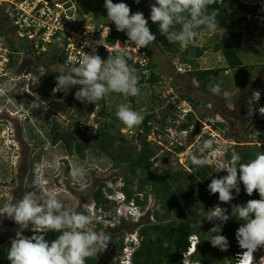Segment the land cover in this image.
Instances as JSON below:
<instances>
[{"label":"rangeland","instance_id":"374dc122","mask_svg":"<svg viewBox=\"0 0 264 264\" xmlns=\"http://www.w3.org/2000/svg\"><path fill=\"white\" fill-rule=\"evenodd\" d=\"M75 1L77 2V0ZM133 1L134 5L132 6H135V10L129 5L131 10L130 15L136 12H147L146 3L140 2L137 4L135 0ZM226 1L229 2L231 0ZM233 1L257 5L264 0ZM121 2L126 4L125 0H113L114 4ZM78 3L77 7L83 13L91 14L95 22L104 23L103 19L107 18L104 0H78ZM4 10L3 8L0 9L1 39H3V34L7 35L11 32L10 26L5 22ZM230 12L234 20V24L231 27L217 28L211 32H197L194 43L197 42L201 48H205L207 51L193 67L206 70L225 68L226 62L224 58L221 54L214 53L212 47L228 30L243 32V49L246 53H242L241 57L245 66L241 70L231 71L228 75V84L230 83L231 90L226 88L225 84L227 80H224V74L219 76L220 94L212 92L213 85H209L208 87L200 86L199 89L202 92L204 103H212V108L207 113L214 117L220 115L228 125L229 137L238 144L231 151L235 150L239 152L241 149L252 147L258 153L264 151V127L258 123L257 126L259 128L251 131L249 126L243 122L239 109H236L235 112H232V110L234 109V96L238 91V80L243 75L255 83L264 80V20L257 25L256 29L249 30L244 21L246 17L244 14L236 13L232 10ZM148 27L150 32L156 33L159 31L158 22L148 23ZM170 45L172 51L160 44L159 46L151 45V48H149L156 65H164L165 78L162 80L163 84H160V88L157 87V90L161 91L163 89L166 90L165 88L169 84L168 77L176 73L172 62L177 57L182 59L184 55L183 50L187 49L180 48L179 43H170ZM193 57H195V53ZM39 58L41 60L21 52L18 59L20 73L27 72L31 76L30 94H26L18 88L17 91H12L0 97V207L7 202L18 200L25 192L36 191L33 185L34 183H38L42 195L45 197L55 196L61 200L64 204L62 211H83L85 214H88L89 211L86 210V206L89 208L94 206L93 194L97 190V187L105 184V193L117 196L123 187L124 182L122 180L124 179V173L114 169L111 160L106 156H97L89 151L86 154L85 160L82 161L77 156L67 158L61 144L56 147L51 146L48 134L52 123L57 122L64 130H74L78 124L81 127H89V125L93 124V121L87 118L89 108L85 107L84 104H80V107L76 106V100H69L78 86L71 89L67 94L64 93V97L62 98L54 96L53 89L56 86V78L64 70L59 64L57 55L48 50L46 55ZM136 74L139 78L144 77L146 83L139 88L140 91L135 102H128V97L121 94L110 93L105 96L109 112L114 111L116 113L117 107L120 104H128L132 110L139 112L142 116L150 112L152 99L153 97H157L156 90L147 82L150 77L144 76L139 70H136ZM24 85L26 83L22 84V86ZM256 110L253 106L248 107V110H246L247 119H264V110L258 111V113H256ZM115 119L116 129L114 133H118L117 135L122 136L135 145V138L138 135L137 130L140 124L132 128L133 133L131 135H122L121 130L125 126H121L116 115ZM95 126L97 125L95 124ZM94 133L88 135H94ZM159 160L162 159L160 158ZM37 163L41 165L39 169L36 168ZM169 163L173 167L175 161L171 159ZM81 166L87 170L86 178L84 181H74L71 172L76 167ZM156 166L159 169H165L159 161L156 163ZM23 167L26 170L23 176L20 177ZM67 168H69V171H67ZM184 170L193 176L197 172H193L192 166H189L188 170ZM81 184H86V187H81ZM108 190H111V193ZM37 194H39V191H37ZM217 205L228 209L234 205V201L232 200L230 203L225 204L218 200ZM111 207L113 209L106 213L109 214L115 208L118 209L115 203ZM148 208L151 210L148 217L146 216L145 221L155 223V220L150 217L156 208V201L152 197L149 198L146 210ZM99 216V214L93 216L96 218L95 228L97 225H101L104 232L111 229V226L105 222L104 217ZM117 220L123 221L119 218ZM126 222L133 223L131 221ZM110 223L116 224L111 221ZM17 230L18 226L12 220L0 218V243L11 244V240L15 238ZM138 230L136 229L128 233L125 238L130 235H136ZM191 264L196 263L191 262ZM256 264H264V254L262 251L256 257Z\"/></svg>","mask_w":264,"mask_h":264},{"label":"clouds","instance_id":"9594fccd","mask_svg":"<svg viewBox=\"0 0 264 264\" xmlns=\"http://www.w3.org/2000/svg\"><path fill=\"white\" fill-rule=\"evenodd\" d=\"M135 2L138 4L140 0ZM209 3L210 0H153L149 19L153 23L158 22L161 35L169 43L189 45L194 41L198 28L215 31L220 27L217 11H208ZM104 7L107 20L115 25L118 32H124L128 41L134 42L138 49L153 44L156 36L150 32L148 20L142 12L130 15L127 4H114L113 0H105ZM98 43L103 44L101 41ZM128 59L130 57L126 52L110 55L106 60H102L95 52L84 53L79 63L66 65V70L58 74L53 92L67 94L78 86L75 99L95 106L110 93L134 97L140 91L139 77L128 64ZM212 92L220 94V85H214ZM256 94L258 100L260 94ZM263 110L257 109L256 113ZM115 115L129 129L143 121V116L128 104H120ZM214 144L213 139H206L198 148L200 155H190L193 172L207 163L202 154L206 150H215ZM240 161L241 155L233 150L231 159L221 169L227 175L212 179L208 184L209 193H218V200L228 204L239 196L242 184L248 196H252L255 191L260 198L232 205L231 214L227 208L219 205L208 211L203 210V215L197 211V218L190 226L200 229L205 222H216L204 236L212 247L227 251L229 241L221 233L223 226L235 218L241 222L235 233L238 247L242 250L238 260L240 264H253V260L256 264L257 250L264 248V151L258 152L247 163ZM40 167L37 163L36 168ZM86 172L84 167H76L71 176L74 181H84ZM33 187L36 191L25 192L15 203L10 201L0 207V218L10 219L18 226L8 248L7 260L10 264H86L87 259L97 257L107 248L110 234L96 230V218L84 212L62 211L64 204L61 200L55 196L42 195L38 183H34ZM81 187H86V184H81ZM30 226L34 234L30 238L25 237L22 233ZM50 231L59 233L52 241L45 239V234Z\"/></svg>","mask_w":264,"mask_h":264},{"label":"trees","instance_id":"16d2710c","mask_svg":"<svg viewBox=\"0 0 264 264\" xmlns=\"http://www.w3.org/2000/svg\"><path fill=\"white\" fill-rule=\"evenodd\" d=\"M125 2L130 7L134 5L133 0H125ZM140 2L143 4L146 3L147 12L143 13V15L148 20V23H151L152 21L149 17L150 6L153 0H140ZM131 8L135 10V6ZM263 9L264 1L257 5H248L239 1L231 0L227 2L223 0L221 3L216 1L208 5L209 12L216 10L218 13L217 21L220 26L218 28L231 27L234 24L233 16L230 12L232 10L246 16L244 21L248 27L247 29H256L261 21L253 19L250 15H259L263 12ZM196 31L211 32L204 28H198ZM151 33L156 36L155 41H153L154 45L160 44L172 51L170 43L164 35H161L160 31ZM243 39V32L226 31L212 47L214 53L221 54L224 58L226 67L220 70L206 71L194 67L196 71L191 75L203 87H208L209 85L214 86L219 83L221 73L241 70L245 66L240 55L243 50ZM7 40L9 41L10 49L14 53L11 57V66L15 67L18 64L19 56L17 53H19V50L12 39ZM193 44L194 41L189 44L191 49H194L192 48ZM179 45L181 46V44ZM194 50L196 52V58H201L207 51L205 48H197ZM57 59L61 65L63 63L62 58L58 57ZM38 60H41V58H38ZM182 61L187 62L188 58L182 59ZM128 64L133 67L131 62L128 61ZM133 68L138 70L137 67ZM150 69L156 70L153 63L150 65ZM161 81V77L155 72H152L150 79L147 80L152 87ZM240 81L245 87L249 84L250 78H245V75H243ZM144 83H146L144 77L139 78L138 87L140 88ZM75 92L69 98L70 101L76 100ZM57 97L62 98V95H58ZM136 97L137 95L131 98L128 97V102L134 103ZM152 100L150 111L154 110L157 102L160 103L157 97H153ZM186 100L191 102L194 107L200 105L199 102L190 98L186 97ZM83 104L89 106L90 112L94 109L93 104ZM98 104L100 111L96 116L95 122L99 127L94 135H88V132L92 129L88 126L84 127V131L80 129L79 124L74 130H64L57 122H54L51 124L48 137L52 147H56L59 144L62 145L67 158L77 156L80 160L84 161L89 151L97 156L108 157L112 162L113 168L124 173V179L122 180L124 183L120 191L126 196L128 202L134 200L138 206L145 210L149 198L152 197L155 199L156 208L150 216L155 220V223L145 221L150 209L146 215L147 217L142 218L139 223H129L123 220L115 228V231L118 233L117 238H120L121 243H123L128 233L139 229L137 234L141 239V245L133 255V263L183 264L184 255L190 246V238L197 237L199 243L196 254L190 258L191 262L198 264H237V256L240 255L241 251L235 240V233L241 222L236 221L234 218L223 226L221 234L230 242L227 251H220L212 247L204 236L214 226V222H205L200 229L190 226L197 218V211L203 215V210L208 211L216 206L218 193L210 194L208 191V184L211 183L212 179H216L213 170L203 165L197 169L196 175L193 176L184 169H176L174 167L159 169L155 167V158L158 149L147 140V136L151 131V127L148 124L154 118L153 115H148L143 121L141 126L142 131L138 133L135 138L136 144L133 145L122 136L117 135L118 133H114L116 129L115 112H109L105 97L98 101ZM261 104H264V100ZM78 106L80 107L81 105L78 104ZM87 118H89V115H87ZM189 121L193 122L194 118H189ZM120 124L123 126L121 122ZM237 153L241 155V163L249 162L257 154L256 150L252 147L241 149ZM231 154L232 151L228 155L229 159H231ZM165 161L167 162V160ZM25 170L26 168L23 167L20 177L23 176ZM67 171H69V168H67ZM240 187V194L233 200L234 204H243L248 200H258L260 198L255 191L252 196H248L242 184ZM105 189V184L99 185L93 194V201L98 208H103L107 212L113 209L111 207L113 203L107 200ZM108 191L111 193V190ZM228 213L231 214V207L228 208ZM97 228L98 231L103 230L101 225H97ZM22 234L30 238L34 233L29 229ZM58 235L59 233L50 231L45 234V239L52 241ZM10 246L11 244L8 243H0V264H10L7 260L8 248ZM86 264H96V260L94 258L87 259Z\"/></svg>","mask_w":264,"mask_h":264},{"label":"built area","instance_id":"2783aa9c","mask_svg":"<svg viewBox=\"0 0 264 264\" xmlns=\"http://www.w3.org/2000/svg\"><path fill=\"white\" fill-rule=\"evenodd\" d=\"M216 1L221 3L223 0H210L209 4ZM77 4L79 5L78 0L77 2L75 0H0V9H5V22L11 29L9 34L2 35L3 39L0 38V97L17 91L18 88L30 94L31 89L30 74L20 73L18 64L15 67L11 66V57L14 53L7 39H12L16 43L19 57L22 52L39 58L46 55L48 50L52 51L57 57L62 58L61 66L64 70L68 64L79 63L84 53L93 54L95 52L102 60H106L110 55L126 52L130 57L128 61L144 76L150 77L152 72L158 75L156 70L150 69L152 57L149 47L138 49L134 42L128 41L124 32L116 30L114 24L95 22L91 14L83 13ZM100 41L105 47L98 43ZM172 66L177 75H190L196 71L191 64L183 62L179 57L172 62ZM23 83L26 85L22 86ZM160 84H163L162 81L153 86L160 103L157 102L154 110L143 116V121L148 115L154 117L148 124L151 131L147 140L158 149L156 163L159 161L165 168L170 166L169 160L173 159L174 168L188 170L190 155H200L198 152L200 144L211 138L215 141V150H206L202 154V158L207 160L204 165L213 170L216 178L227 175V172L221 169L230 160L228 155L231 150L238 144L229 137L226 121L220 115L214 117L205 110H201V107H194L191 102L180 97L168 87L165 88L166 90H157ZM63 94L64 92H54L56 97L58 95L64 97ZM75 102L76 106L83 104L78 100ZM85 107L89 108V106ZM211 108L212 105L206 106L208 110ZM99 111L100 106L97 102L94 109L89 111V118L93 124L89 125L92 129L88 134H92L99 127L95 122ZM191 117L194 118L193 122L189 121ZM143 121L137 134L142 131ZM80 129L84 131L85 128L80 126ZM121 133L131 135L133 132L132 129L125 127ZM160 158L162 160H159ZM156 163L155 167L158 168ZM106 198L109 202L117 204L118 209L115 208L108 214L94 203L91 208L86 206V210L92 216L99 214V217H104L105 222L111 228H117L121 224L118 218L139 223L150 210L149 208L145 209L146 211L143 210L134 200L128 202L122 192L117 196L106 193ZM110 221L116 224H111ZM198 243L197 237L190 238V246L184 255L183 264H191L190 258L196 254ZM124 244L120 264H132L133 255L139 249L141 239L138 234L130 235L125 238Z\"/></svg>","mask_w":264,"mask_h":264},{"label":"flooded vegetation","instance_id":"af4514ba","mask_svg":"<svg viewBox=\"0 0 264 264\" xmlns=\"http://www.w3.org/2000/svg\"><path fill=\"white\" fill-rule=\"evenodd\" d=\"M263 12H264V9H263ZM230 72L231 71L221 73V74H224L225 76L224 80L227 79ZM263 72H264V65H263ZM237 87H238V91L234 96V104H233L234 109L232 110V112H235L236 109H239L243 122L249 126L251 131H255V129L259 128L257 126L258 123L264 127V119H260V118L247 119L246 117V110H248V107L250 106H253L254 108L259 109V110L264 109V104H261L262 101L264 100V80H261L258 83H255L254 81L250 80L249 84L246 85L245 87L242 85V82L238 80ZM257 92L260 94L258 100L256 99ZM250 101L251 103H249ZM13 203H15V201H13ZM29 229H31V227H29ZM96 230L98 231L97 227H96ZM115 230H116L115 228H111L105 231L106 233L110 234V242L108 243L107 248L103 252L99 253L97 257H92L96 260V264H120L121 263V259L123 258V249H124L125 244L121 243L120 238H117L118 233ZM26 231L27 230H25L24 232ZM132 264H134L133 258H132Z\"/></svg>","mask_w":264,"mask_h":264},{"label":"crops","instance_id":"0c3cea01","mask_svg":"<svg viewBox=\"0 0 264 264\" xmlns=\"http://www.w3.org/2000/svg\"><path fill=\"white\" fill-rule=\"evenodd\" d=\"M104 19H103L104 23L110 22L107 20V18H104ZM231 31H233V30H231ZM152 45H154V43ZM150 46H149V48H151ZM156 46H159V44H157ZM180 48H187L186 50H183L184 55L182 56V59L188 58V61L186 63H189L192 66H194V64H197V61H199L200 59L196 58V52L194 49L201 48L197 42H195L192 45V48H194V49H191L189 45H181ZM194 53H195V57H193ZM242 53L245 54L246 51H244V49H243L241 51L240 55H242ZM151 57H152V54H151ZM152 63H153L154 68L156 69L158 75L161 77L162 80H164V78H165L164 77V74H165L164 73V65L157 66L153 60V57H152ZM199 70L206 71V69H201V68ZM226 80H227L226 84H225L226 88L228 90H231L230 83L228 84V82H229L228 77ZM168 82H169V84L167 86L168 88L172 89L176 94H178L180 97H182L184 99H186V97H187V98H190L196 102H199L200 103L199 107H201V110H203V111L205 110L206 112H208V109H206V106L212 105V103H209V104L204 103L203 97H202V92L199 89L200 86H202V85L191 74L179 76L176 73H174L173 75L168 77ZM224 96L226 97V95H224Z\"/></svg>","mask_w":264,"mask_h":264},{"label":"water","instance_id":"95a60500","mask_svg":"<svg viewBox=\"0 0 264 264\" xmlns=\"http://www.w3.org/2000/svg\"><path fill=\"white\" fill-rule=\"evenodd\" d=\"M253 19L257 20V21H262L264 20V12H262L261 14L259 15H256V14H251L250 15ZM131 98V97H130ZM197 133H198V129H197Z\"/></svg>","mask_w":264,"mask_h":264},{"label":"bare ground","instance_id":"6f19581e","mask_svg":"<svg viewBox=\"0 0 264 264\" xmlns=\"http://www.w3.org/2000/svg\"><path fill=\"white\" fill-rule=\"evenodd\" d=\"M237 264H240V262H238Z\"/></svg>","mask_w":264,"mask_h":264}]
</instances>
